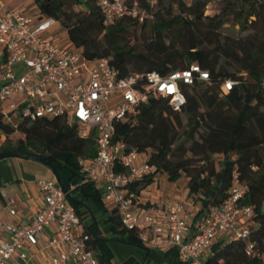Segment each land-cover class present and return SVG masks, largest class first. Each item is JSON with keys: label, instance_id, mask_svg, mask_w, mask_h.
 Listing matches in <instances>:
<instances>
[{"label": "trees", "instance_id": "1", "mask_svg": "<svg viewBox=\"0 0 264 264\" xmlns=\"http://www.w3.org/2000/svg\"><path fill=\"white\" fill-rule=\"evenodd\" d=\"M148 16L142 21L124 16L105 26L93 0H33L39 16H51L66 29L68 39L87 58L106 57L121 75L155 69L161 73L196 62L209 71L208 80L183 84L185 102L174 109L163 95L141 103L128 119L115 123V135L128 148L149 150L151 170L134 181L141 192L158 173L174 181L185 175L187 195L200 209L217 205L227 196L233 174L247 184L240 200L253 207L255 222L249 239L264 252V0H214L218 8L207 13L212 0H137ZM237 29L231 34L224 28ZM138 28L146 33L141 47L129 44L125 34ZM238 79L226 93L223 79ZM185 116L182 124L181 115ZM0 151L15 149L43 156L55 169L59 182L82 219L87 202L106 212L101 193L92 181H82L79 157L95 154L93 138L80 137L62 117L23 119L17 127L2 121ZM19 132L14 148L9 136ZM221 158L215 164L214 154ZM118 239L144 244L132 228L122 226L112 208L105 218ZM88 246L100 264H115L108 241L93 218L85 225ZM203 264H257L260 258L246 253V241H215ZM164 264H190L178 257L175 247L164 251Z\"/></svg>", "mask_w": 264, "mask_h": 264}, {"label": "built area", "instance_id": "2", "mask_svg": "<svg viewBox=\"0 0 264 264\" xmlns=\"http://www.w3.org/2000/svg\"><path fill=\"white\" fill-rule=\"evenodd\" d=\"M93 1L105 26L124 16L142 21L149 15L137 0ZM208 79L209 71L196 62L164 74L152 69L121 75L108 58L85 57L54 17L18 6L8 8L0 0L2 121L17 127L23 119L59 116L80 137L93 138L95 154L78 158L82 181L97 186L102 203L115 208L122 226L134 229L144 245L162 250L175 247L181 260L199 262L215 241L242 239L246 253L257 255V264H264V252L249 239L255 224L253 207L240 203L247 184L235 173L227 196L217 205L200 209L191 196L147 205L132 184L151 170L149 150L128 148L115 135V123L134 116L151 96H166L179 110L185 102L182 85ZM260 79L264 88V72ZM237 83L238 79H223L218 92L226 93ZM35 183L43 203L27 221L0 217V264L27 259L29 245H38L48 227L52 230L41 246L48 255L37 264H100L88 246L89 233L69 191L55 177H38Z\"/></svg>", "mask_w": 264, "mask_h": 264}, {"label": "crops", "instance_id": "3", "mask_svg": "<svg viewBox=\"0 0 264 264\" xmlns=\"http://www.w3.org/2000/svg\"><path fill=\"white\" fill-rule=\"evenodd\" d=\"M31 7L27 8L15 0H5L6 7H21L30 13L37 11L33 0H28ZM3 139H0V144ZM38 177H55L52 169L45 163L36 160L33 157L7 156L0 158V217L4 220L13 222L27 221L33 212L38 209L43 199L37 189L35 180ZM162 178V177H161ZM162 183L161 181L151 182L141 190V200L152 206L165 205L171 199L187 196V187L185 178V187L181 191L176 186L180 179ZM169 183V184H168ZM13 199L12 202L10 200ZM88 209L84 206L81 210H85L82 221L88 224L93 218L97 222V226L101 234L113 237L108 241V245L113 253V262L115 264H164V251L159 248L146 245H137L118 239L115 233L110 230L111 224L105 221L110 208L104 205L106 212H101L94 204L87 202ZM9 208L15 210L11 213ZM52 228L48 227L40 234L38 245H29V257L25 260L10 259L11 263L6 264H37L45 259L48 253L41 248L43 242L49 236ZM210 251V250H209ZM190 264H203V260L199 262H189Z\"/></svg>", "mask_w": 264, "mask_h": 264}, {"label": "rangeland", "instance_id": "4", "mask_svg": "<svg viewBox=\"0 0 264 264\" xmlns=\"http://www.w3.org/2000/svg\"><path fill=\"white\" fill-rule=\"evenodd\" d=\"M15 2H19L23 5H25L27 8L31 7V3H28V0H15ZM218 8V5L216 4V2L214 0L211 1V3L207 6L206 8V12L207 13H213L217 10ZM225 31L235 35V34H239L237 29H233V28H224ZM147 37V34L146 33H140V30L138 28H131L126 34H125V40L129 43V44H133V45H136L138 48L141 47V44H142V41H143V38ZM181 118H182V124L185 123V116L182 114L181 115ZM21 134L17 131H14V133H12L10 136H9V141H8V145L10 146L9 148H14L15 147V144H16V141H17V138L20 136ZM4 134L0 131V139H4ZM3 142V141H2ZM214 158H215V164H216V161L217 159L221 158L222 155L219 154V153H215L214 155ZM162 177V178H161ZM182 178L180 179L179 183L176 185L179 190L181 189V191L184 190V187H185V175H182L181 176ZM157 181H161L162 183H167V182H170V180L167 179L166 175L163 174V173H158L156 176H155V182ZM169 184V183H168ZM188 196V195H187ZM183 197V196H182ZM172 200V199H171ZM211 254V251H207L205 252L204 254H202V256L200 257L199 260H204L210 256ZM7 263H11L10 260L7 261Z\"/></svg>", "mask_w": 264, "mask_h": 264}, {"label": "water", "instance_id": "5", "mask_svg": "<svg viewBox=\"0 0 264 264\" xmlns=\"http://www.w3.org/2000/svg\"><path fill=\"white\" fill-rule=\"evenodd\" d=\"M31 157L35 158L36 160H39L43 163H45L46 165H48L50 167V163L41 155H36L35 153H31V152H27ZM21 154H26V153H22L21 151L15 150V149H4L0 151V158L3 157H7V156H20ZM54 173V176L57 180V182L61 185V187L63 188V190H65L67 192V189L59 182V178L58 175L55 171V169H53L52 167H50ZM68 197L70 196L69 193L67 192Z\"/></svg>", "mask_w": 264, "mask_h": 264}]
</instances>
